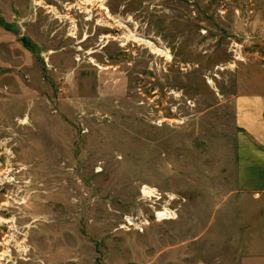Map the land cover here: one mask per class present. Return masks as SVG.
Instances as JSON below:
<instances>
[{
	"label": "rangeland",
	"instance_id": "374dc122",
	"mask_svg": "<svg viewBox=\"0 0 264 264\" xmlns=\"http://www.w3.org/2000/svg\"><path fill=\"white\" fill-rule=\"evenodd\" d=\"M89 1L0 0V264H264L216 107L264 0Z\"/></svg>",
	"mask_w": 264,
	"mask_h": 264
},
{
	"label": "crops",
	"instance_id": "0c3cea01",
	"mask_svg": "<svg viewBox=\"0 0 264 264\" xmlns=\"http://www.w3.org/2000/svg\"><path fill=\"white\" fill-rule=\"evenodd\" d=\"M236 78L237 91L216 107L229 109L234 163L228 167L236 174L235 186L259 197L264 195V56L238 67Z\"/></svg>",
	"mask_w": 264,
	"mask_h": 264
},
{
	"label": "built area",
	"instance_id": "2783aa9c",
	"mask_svg": "<svg viewBox=\"0 0 264 264\" xmlns=\"http://www.w3.org/2000/svg\"><path fill=\"white\" fill-rule=\"evenodd\" d=\"M235 52H237V51H235ZM263 56H264V54H263ZM243 59H244L243 58V55H242V53L240 51L239 54H238V56H237V60L242 61ZM161 215H162V217H166L168 215V212H159V213H156L157 220H160ZM147 224H149V221H147V220L146 221H143V220H134V219L130 218V219H127L125 221V227L126 228H128V227H135V228H137L139 230H143L146 227Z\"/></svg>",
	"mask_w": 264,
	"mask_h": 264
},
{
	"label": "bare ground",
	"instance_id": "6f19581e",
	"mask_svg": "<svg viewBox=\"0 0 264 264\" xmlns=\"http://www.w3.org/2000/svg\"><path fill=\"white\" fill-rule=\"evenodd\" d=\"M95 1H89V0H79L78 5L81 7L84 12L89 13L88 7L93 4ZM128 37V36H127ZM212 84V82H210ZM160 220H167V217H160Z\"/></svg>",
	"mask_w": 264,
	"mask_h": 264
}]
</instances>
